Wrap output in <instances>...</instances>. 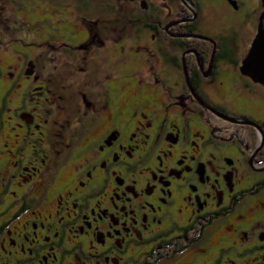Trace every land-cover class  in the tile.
Instances as JSON below:
<instances>
[{"label":"flooded vegetation","instance_id":"1","mask_svg":"<svg viewBox=\"0 0 264 264\" xmlns=\"http://www.w3.org/2000/svg\"><path fill=\"white\" fill-rule=\"evenodd\" d=\"M262 0H0V264H264Z\"/></svg>","mask_w":264,"mask_h":264},{"label":"water","instance_id":"2","mask_svg":"<svg viewBox=\"0 0 264 264\" xmlns=\"http://www.w3.org/2000/svg\"><path fill=\"white\" fill-rule=\"evenodd\" d=\"M264 16V0H262ZM242 72L264 85V27L259 23L251 47L243 60Z\"/></svg>","mask_w":264,"mask_h":264},{"label":"trees","instance_id":"3","mask_svg":"<svg viewBox=\"0 0 264 264\" xmlns=\"http://www.w3.org/2000/svg\"><path fill=\"white\" fill-rule=\"evenodd\" d=\"M2 124H3V122H2L1 119H0V125L2 126Z\"/></svg>","mask_w":264,"mask_h":264}]
</instances>
